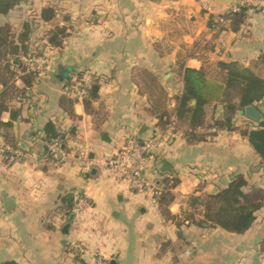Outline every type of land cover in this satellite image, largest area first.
<instances>
[{"label":"crops","instance_id":"0c3cea01","mask_svg":"<svg viewBox=\"0 0 264 264\" xmlns=\"http://www.w3.org/2000/svg\"><path fill=\"white\" fill-rule=\"evenodd\" d=\"M233 5L228 0H27L0 15V25L20 27L52 6L56 17L38 24L37 32L65 26L68 34L61 47H46L47 75L27 90L22 102L11 104L21 110L20 116L12 120L10 111L2 115L3 122L12 121L9 132L26 155L18 161L0 155V264H92L95 253L110 264H264L259 251L264 198L255 223L242 234L184 222L194 211L192 196L202 197L214 187L219 192L236 175L245 177L247 191H264V163L241 134L258 123L239 112L237 129H201L213 135L191 143L184 136L187 122L173 117L176 125L161 132L151 113L156 90L148 81H157L174 109L183 68L214 71L221 61L237 62L264 80V12L243 8L235 11L244 12L240 23L220 22L234 12ZM85 71L100 81L99 97L88 109L62 92L65 83ZM16 84L23 87L20 79ZM253 105L264 115V97ZM223 111L221 105L209 104L208 122ZM49 121L65 134L67 155L61 161L45 155L41 137ZM143 125L158 133L149 130L139 137ZM4 132L0 130V141L5 142ZM131 135L158 139L147 170L156 188L179 180L163 207L132 191L105 163ZM159 157L171 173L160 171ZM77 193L89 201L78 214ZM8 198L14 201L10 210ZM203 213L200 204L195 220ZM75 242L85 245V254L72 250Z\"/></svg>","mask_w":264,"mask_h":264},{"label":"trees","instance_id":"16d2710c","mask_svg":"<svg viewBox=\"0 0 264 264\" xmlns=\"http://www.w3.org/2000/svg\"><path fill=\"white\" fill-rule=\"evenodd\" d=\"M27 0H0V15H8L15 8ZM241 10V9H240ZM238 13V14H237ZM233 12L223 17L226 20L240 23L244 12ZM56 17L55 8L45 7L41 13H34L27 20H24L20 27L12 23L0 25V130L5 129V142L19 147V143L13 140L9 132L13 127L12 121L3 122L2 115L10 111L11 119L15 120L20 116V109L11 106L13 101H23L26 98L27 90L35 85L39 77L29 70L26 59L42 55L48 45L61 47L63 40L67 37V27L55 26L53 28L37 32L38 24L49 22ZM94 83L90 89L89 97L84 100L85 106L90 108L99 97L100 81L94 75ZM20 79L23 87H19L16 81ZM156 87L160 86L155 79H150ZM156 81V82H155ZM182 90L175 99L174 109H169L166 103V93L159 91L154 98L151 113L156 117V125L165 132L176 121L187 122L188 129L184 136L188 142L205 141L206 137L213 134L201 133V129H237L235 118L245 107L251 105L264 97V80L254 74L249 68L237 62L221 61L214 71L210 68L194 69L183 68ZM69 97V96H68ZM70 98V97H69ZM71 100H74L70 98ZM195 100L196 103L192 104ZM221 105L223 115L213 119L209 123L207 119V106L209 104ZM261 157L264 163V121L253 128L246 127L241 130ZM41 140L44 145L46 157L52 159L53 154L49 145L60 142L62 145L65 134L61 132L53 121L46 123L43 129ZM0 155L5 160H10L11 154L3 151ZM179 180L167 181L164 188L159 189L158 203L165 206L173 196L171 188L178 184ZM248 182L243 175H236L226 188L217 193H208L204 196H192L189 205L193 207L194 213H188L185 220L199 226L221 227L227 231L242 234L248 231L257 219V211L262 207L264 191L253 188L247 191ZM73 197V196H72ZM73 200L66 202V214L72 211ZM204 207L203 218L195 220V212L198 205ZM168 215L169 212L164 209ZM260 253L264 256V236L260 240ZM1 264H18L15 261H6Z\"/></svg>","mask_w":264,"mask_h":264},{"label":"built area","instance_id":"2783aa9c","mask_svg":"<svg viewBox=\"0 0 264 264\" xmlns=\"http://www.w3.org/2000/svg\"><path fill=\"white\" fill-rule=\"evenodd\" d=\"M243 8H256L264 12V0H236V3L233 5V11L235 12ZM218 20L220 22L226 21L224 17H220ZM26 61L29 64V70L33 71L39 79L47 75L49 58L45 52L42 55L26 59ZM93 83V73L89 71L81 72L74 75L70 81L63 85L62 92L75 101L84 102L89 97ZM36 138L38 139L39 136L37 135ZM157 142L158 139L155 137L141 139L131 135L127 137L122 148L107 155L104 159L106 165L123 181L127 182L132 191L149 195L155 205L158 202L157 198L160 192L149 179L147 170L150 161L155 157L154 149ZM49 150L53 154V160L55 161H61L67 155L60 142L50 144ZM3 151L11 154V161H18L26 155L21 146L17 147L0 141V153ZM83 170L88 171V167H85ZM88 205L89 201L85 195L77 193L75 196V213H80ZM71 248L77 254L83 255L86 253L85 245L82 242L72 243ZM92 264H110V262L100 253H95L92 257Z\"/></svg>","mask_w":264,"mask_h":264},{"label":"water","instance_id":"95a60500","mask_svg":"<svg viewBox=\"0 0 264 264\" xmlns=\"http://www.w3.org/2000/svg\"><path fill=\"white\" fill-rule=\"evenodd\" d=\"M228 1H230L233 4L236 3V0H228ZM59 72H60L59 73L60 75H63L64 70L62 68H60ZM195 103H196V101L193 100L192 101V104H195ZM244 114H245V116L247 118L255 121L256 123H261L264 120L263 113L255 105H253V104L248 105V106L245 107ZM149 130L152 131L153 134H157L158 133V129L156 127L155 128L154 127H150V126L147 127V125H143L142 128H141V130H140V132H139V134H138L139 137H141L142 135H144ZM105 138L106 137L104 136V139ZM158 167H159L160 171L163 172V173H171L172 172V170L168 166L167 162L162 157H159L158 158ZM217 191H218V189L216 187H214L211 190V193H216ZM13 202L14 201L11 198L6 199V201H5L6 208L9 209V210L11 208H13L14 207V203ZM73 218H74V215L72 214L70 216V218H69V223H67L65 225V227H64V231L66 233H68V231H69V228H70V225H71L70 221H72Z\"/></svg>","mask_w":264,"mask_h":264},{"label":"rangeland","instance_id":"374dc122","mask_svg":"<svg viewBox=\"0 0 264 264\" xmlns=\"http://www.w3.org/2000/svg\"><path fill=\"white\" fill-rule=\"evenodd\" d=\"M148 83H149V86H151V88H154L155 90H156V92H154L153 94H152V96L155 94V98H156V96L159 94V91H161V89H159L158 87H156L154 84L155 83H153L152 81H148ZM157 83V82H156Z\"/></svg>","mask_w":264,"mask_h":264}]
</instances>
